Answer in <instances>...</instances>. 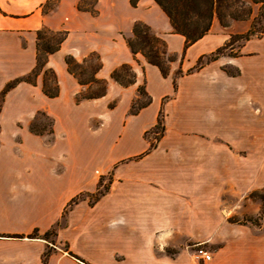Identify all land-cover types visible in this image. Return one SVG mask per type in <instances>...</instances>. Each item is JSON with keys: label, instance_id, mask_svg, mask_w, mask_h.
Segmentation results:
<instances>
[{"label": "crops", "instance_id": "1", "mask_svg": "<svg viewBox=\"0 0 264 264\" xmlns=\"http://www.w3.org/2000/svg\"><path fill=\"white\" fill-rule=\"evenodd\" d=\"M82 1L0 0V93L6 84L34 70L39 31L65 34L59 49L48 56L35 84L21 82L7 92L0 113V264H131L128 260L117 261L112 253L103 251L102 241L81 238L77 229L80 225L78 212L76 209L67 212L69 202L82 191L93 190L96 183L93 174L80 173L81 159L77 153L80 126L69 118L76 112L89 116L97 110L106 111L103 130L93 143V146H103V159L107 161L106 157H110L113 129L119 131L117 154L140 155L149 147L141 136L155 125L163 99L174 94V73L189 69L201 56L211 53L222 43L218 29L212 32L215 18L209 33L185 48L184 37L173 32L168 17L153 0H138L136 7H132L129 0H96L95 14L79 10ZM243 1L251 6V13L259 12L260 5ZM137 22L147 25L151 33L165 43L167 54L175 58L169 63L167 76L147 63L140 53L133 54L129 49L127 39L132 37ZM68 56L85 65L95 59L99 65L95 78L107 86L103 96L75 103L77 94L90 89L92 84L81 85L69 73L65 62ZM125 65L131 67L134 81L123 86L111 75ZM46 70L55 76L58 94L53 98L42 91ZM207 76L204 73L184 76L179 80L182 88L177 90L179 96L187 99L185 113L194 118L202 130L224 120L220 114L225 106H242L246 96L254 97L257 91L264 93V77L254 70L248 72L244 80L227 81L216 74L218 83H211ZM139 87H144L151 102L136 115H129L131 105L139 97ZM113 101H116L114 107L109 108ZM39 111L64 123L66 137L62 146H67L70 152L48 154L40 145L41 140L25 133L33 115ZM17 123L22 128L17 127ZM11 129L13 134L8 133ZM17 134L21 135V142L15 141ZM189 143L185 151L191 149ZM30 144H34L33 152ZM189 150V162L207 163L209 156L204 143L200 142L199 150L196 148L192 154ZM197 153L199 157L192 158ZM93 158L95 161L96 155ZM210 160L221 164L211 171H186L178 180L171 175L156 176L153 170L136 174L143 187L174 190V185H182L190 199L184 214L176 218L175 205H156L148 190L136 206L130 208L143 211L146 218L150 216L146 224L182 227L176 237L181 241L200 240L210 246L219 245L215 249L209 246L211 253L207 252L211 260L204 262L196 256L195 260L188 251L180 249L173 258L136 264H264V217L259 219L258 227L247 220L259 210L249 198L257 188L254 171L223 169V160H229L228 157L216 156ZM128 208V203L121 204L123 216ZM160 208L166 214L167 210L173 211V215L161 221L156 211ZM225 209L228 210L225 212ZM230 213L239 221L230 223ZM63 215L65 226L57 231L55 238L56 243L67 244V252L42 238L30 237L34 231L39 235L45 233ZM194 225L203 227L199 237L188 233L186 227ZM89 248L93 249V254L83 253Z\"/></svg>", "mask_w": 264, "mask_h": 264}, {"label": "rangeland", "instance_id": "2", "mask_svg": "<svg viewBox=\"0 0 264 264\" xmlns=\"http://www.w3.org/2000/svg\"><path fill=\"white\" fill-rule=\"evenodd\" d=\"M93 2L94 0H84L83 5L90 7ZM257 4L260 5L258 13H242L243 11L246 12L248 7L251 9V6L246 3L245 7L238 8L237 11L240 13L234 14L241 18L242 16L245 17L238 20L227 18V26L221 25L215 17L212 32L218 29L217 32L222 36V43L211 53L201 56L189 69L185 71L179 69L174 73V94L165 97L162 101L157 117L160 124L156 126V121L155 125L141 136L149 143L146 152L133 157L117 154L115 151L119 147V131L113 129L111 154L110 157H106L107 161H105L102 156L104 153L103 146H93V143L94 138L98 137L103 130L106 111L97 110L95 114H89V116L77 112L71 114L69 119H72L71 121L77 127L80 126L78 132L81 140L79 147H77V153L81 159L79 161L80 173L93 174L96 180L93 190L82 191L67 206V212L74 209L78 212L80 225L77 229L81 238L87 237L91 240L95 239L97 242L102 241L103 251L112 253L117 261L128 260L131 264L143 261L152 262L163 257L165 259L173 258L180 249L188 251L195 260L198 249L202 248L210 252L209 243H203L200 240V242L181 241L180 238H176L181 233L182 227L162 223L158 225L146 224L150 216L146 218L145 214L142 213L143 211L130 207L136 206V202L143 198L144 191L148 190L156 205H160V207L162 203L165 206L175 205L176 218L179 217L187 211L186 207L190 201L189 195L185 193V188H182V185H174L172 187L174 190H164L162 187H143V184L136 179V174L142 170H153L152 172L156 176L171 175L178 180L179 176L186 171L215 170L217 164H221V162L212 161L210 157L216 156H222L224 159L229 158V160H223V169L239 168L241 171H254L257 188L249 195V198L256 203L259 210L254 217L247 218V220L252 226L258 227L260 225L259 219L264 217V93L261 91L258 94L257 90L259 89L257 87V89L255 88L257 93L254 97L246 96L245 104L242 106L234 105L229 108L225 106L223 114H220L224 120L218 121L216 126H210L209 129L205 130L200 129V124L185 113L187 99L177 93L178 88H182L179 80L184 76L196 73L207 74L211 83H218L216 74L222 75L227 81L230 79L244 80L248 76V72L254 70L264 77V13H260L263 10L262 4ZM166 57L175 59L167 53L165 59ZM165 65L169 67V63H165ZM96 67L97 63L93 58L84 69L88 72ZM48 72L44 75L43 81L47 85L46 89L52 93L57 84L52 71L48 70ZM87 72L84 74V78L88 76ZM120 78L122 82L129 81V73L121 71ZM35 79L33 83L29 84H35ZM99 82L92 84L90 89L77 94L75 103L80 104L83 101L79 100L80 96H92L101 93L103 87L106 91V83L104 81ZM7 92L4 95L0 93V113ZM137 99L139 100L138 103H142L147 100V97L139 96ZM115 102H111L109 108H113ZM83 115L86 116V119L83 118ZM186 116L187 120L185 119ZM63 126L64 123H60L55 116L39 111L33 115L29 128H25V133H28L32 138L41 140L40 145L48 154L62 153L65 155L70 152V149L67 146H62V141L66 137V130H63ZM17 127L22 128L20 123H17ZM11 131L13 130H9L8 133L13 134ZM14 139L16 142H21L22 137L17 134ZM200 142L204 143L208 150L209 159L207 163L203 162L205 165H201L199 161L191 160L189 162L187 160L189 149L185 151L186 145H188L186 143L191 145L192 154L196 148L199 150ZM33 145H29L32 152L34 151ZM95 155L96 160L94 161L93 156ZM194 157L197 159L199 154L192 156V158ZM151 192L153 193L151 194ZM100 193L103 195L99 196ZM123 203H128L129 206L126 216L122 215L124 210L120 209ZM227 210L225 209V212ZM94 211L95 213H93ZM156 211L160 213L161 221L166 220L170 214L173 215L171 210H167V214L161 208ZM229 216L230 223L239 221L237 216H232L231 213ZM57 223L56 233L49 234L47 242L67 252V244L56 243L55 238L57 231L65 226V215ZM186 228H188L189 234L199 237L203 227L194 225ZM43 234L39 236L43 237ZM216 246L219 245L213 244L211 249H215ZM83 253L93 254L94 251L89 248L84 249Z\"/></svg>", "mask_w": 264, "mask_h": 264}, {"label": "trees", "instance_id": "3", "mask_svg": "<svg viewBox=\"0 0 264 264\" xmlns=\"http://www.w3.org/2000/svg\"><path fill=\"white\" fill-rule=\"evenodd\" d=\"M94 0L93 4L89 6H84V0L79 3L78 9L82 11H88L92 14H95L94 10ZM132 7H136L138 0H129ZM159 8L165 13L168 17L170 25L173 29V32L179 34L185 39V48L194 44L199 39L203 38L210 30L212 21L216 17L219 23L223 26L228 25V19L230 20H238L241 18L239 15L234 13L238 12V8L241 9L245 7V2L241 0H153ZM252 3H261L263 10L260 13H264V0H250ZM226 13H228L226 15ZM242 13H251L250 7L248 10ZM245 16H242L244 18ZM228 18V19H227ZM241 18V19H242ZM65 38V34L57 33V34H49L44 31H39L37 35V59L36 66L34 70L27 76L17 78L4 87L1 94L4 95L7 91L13 88L15 85L26 82L33 83L34 79L40 74V72L44 69L47 58L50 54L56 52L61 43ZM127 45L133 54L140 53L147 63L156 66L163 76H167L168 74V66L165 63H170L173 61V58L170 57L165 59L166 56V45L165 43L151 33L149 27L144 23L137 22L134 24L132 29V37L127 39ZM65 62L68 67L69 73L75 76L78 82L81 85L87 84H96L100 83L95 78V72L98 70L99 65L94 70L86 71L84 68L85 64L77 63L72 57H66ZM121 71L129 73L130 79L127 82H122L120 78ZM87 72V77L84 78V74ZM49 73L48 70L44 71V75ZM53 78L55 76L53 72H51ZM111 78L118 82L119 84L126 86L128 84L133 83L134 74L131 71V67L128 65L122 66L119 71H115L112 73ZM174 85V83H173ZM46 83L43 81V93L50 98L56 97L58 94L57 85L55 86L54 91L51 93L46 89ZM175 89V85L173 86ZM139 96H146L147 100L138 103V99L133 102L130 115H135L139 110L145 108L150 104V98L145 92L144 88L140 87L138 89ZM105 94V88L101 93L90 96H80L79 100H89L101 97ZM160 123L157 121L158 126ZM155 126V127H156ZM32 127V125H31ZM30 130H32L30 128ZM32 132V131H31ZM36 134V133H35ZM41 134V133H40ZM103 193H100L99 196H102ZM80 198V197H79ZM66 213V211H65ZM58 227V223L48 232L43 234V237H40L37 231H34L30 237L31 238H42L44 240H48V235L51 233H56V228Z\"/></svg>", "mask_w": 264, "mask_h": 264}, {"label": "built area", "instance_id": "4", "mask_svg": "<svg viewBox=\"0 0 264 264\" xmlns=\"http://www.w3.org/2000/svg\"><path fill=\"white\" fill-rule=\"evenodd\" d=\"M195 256L204 261V262H207V261H210L211 260V255L209 252L205 251L204 249L200 248L196 251V254Z\"/></svg>", "mask_w": 264, "mask_h": 264}]
</instances>
